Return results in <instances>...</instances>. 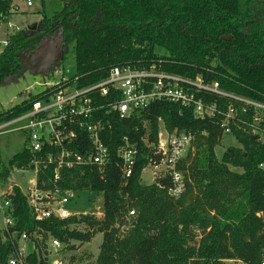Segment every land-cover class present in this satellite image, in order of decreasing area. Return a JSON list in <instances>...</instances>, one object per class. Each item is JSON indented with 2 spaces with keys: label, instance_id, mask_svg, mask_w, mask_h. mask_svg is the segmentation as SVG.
I'll use <instances>...</instances> for the list:
<instances>
[{
  "label": "trees",
  "instance_id": "1",
  "mask_svg": "<svg viewBox=\"0 0 264 264\" xmlns=\"http://www.w3.org/2000/svg\"><path fill=\"white\" fill-rule=\"evenodd\" d=\"M9 9L10 2L0 1V13ZM41 13L39 30L25 28L1 54L0 82L18 75L20 55L33 52L42 38L57 30L62 44L74 42V76L67 84L77 90L106 80L113 68H129L191 81L199 78L204 86L218 84L226 96L191 87L197 98L215 106L214 117L204 120L196 119L190 110L158 102L123 119L105 108L96 111L93 121L102 125L101 139L111 162L102 170L63 168L59 187L102 194V217L36 221L27 197L13 186L5 199L11 204L14 224L7 231L0 229V264H7L22 234L36 243L27 264H49L48 238L75 251L71 243L89 244L97 234L102 241L90 264H261L264 111L245 102L264 106V0H74L49 17ZM158 51L163 54L158 56ZM53 89L0 114V124L27 114L34 101ZM88 97L96 107L120 98L112 89L105 97L99 92ZM229 110L233 117L227 127L236 146L227 147L218 159L215 149L226 136L222 124ZM257 115L260 121H255ZM159 122L168 133L193 137L177 167L185 180V191L178 199L167 195L166 177L149 186L140 183L148 158L153 157L150 147L156 143ZM124 138L138 151L129 178H124L116 156ZM66 148L84 154L89 149L84 133L78 132ZM30 163L31 156L24 149L7 166H0V187L7 186L13 170H31ZM53 170L38 172V189L52 188ZM130 211L134 216L127 225ZM78 225L85 230L72 228ZM123 226L128 228L121 231Z\"/></svg>",
  "mask_w": 264,
  "mask_h": 264
},
{
  "label": "built area",
  "instance_id": "2",
  "mask_svg": "<svg viewBox=\"0 0 264 264\" xmlns=\"http://www.w3.org/2000/svg\"><path fill=\"white\" fill-rule=\"evenodd\" d=\"M0 1L10 2L8 13H0L1 56L8 47L11 38L25 29V26L16 19L18 15H22L18 3L22 2L24 8L28 10L32 8L33 0ZM68 81L69 79L61 78L59 83L48 88L55 87V89L32 103L31 110L27 114L4 123L3 126L0 125L1 131L3 128L24 123L23 126L14 131L27 133V146L24 149L31 156L30 166L35 178L34 187L28 194H23L27 197L36 221L49 219L63 221L78 216V214L68 212L65 208L73 198V192L61 191L59 187L61 169L94 166L102 170L110 164V153L101 139L102 125L98 121H93L96 111L105 108L110 113L116 112L123 119L134 112L144 110L151 103L158 102L190 110L196 119L204 120L214 117L215 106L207 105L202 99L197 98L195 95L197 92L192 91L191 87L226 96L218 90V84L204 86L199 78L191 81L155 71L134 72L129 68H113L106 80L81 90H77L74 85H68ZM110 89L120 98L117 99L116 97V100L114 99L113 102L104 107H96L92 99L88 97L91 92H99L101 96L105 97ZM245 103L253 106L256 110L264 111L262 105ZM232 117L233 111L229 110L226 115V122L222 124L225 135L230 134L227 120ZM257 117L255 121H260L258 115ZM252 129L254 133L259 134L257 127H252ZM78 132L84 133L89 146V149L83 152L84 154L74 153L66 148L74 143L78 137ZM192 139L193 137L190 134L176 131L168 133L163 126L162 129H158L156 143L150 147L153 157L148 158V166L159 171L155 179L160 177L169 179L167 195L174 199H178L185 191V180L177 167L185 158ZM116 156L121 162V171L124 178H129L138 157L137 149L130 146L128 140L124 138ZM49 167L54 168L53 186L48 190H40L36 187V177L41 169L46 170ZM10 191L11 189L7 190L0 187V218L2 230L5 231L14 224L11 217V204L5 199ZM133 216L134 211H130L126 215L127 225H129L130 218ZM127 228L128 226H123L121 231ZM37 239L39 238L36 236L35 240ZM45 246L46 259L49 264H64L59 257L60 252L63 250L61 243L48 238ZM32 252H36V243L30 241L25 234H22L7 264H27V256ZM261 264H264V258Z\"/></svg>",
  "mask_w": 264,
  "mask_h": 264
},
{
  "label": "rangeland",
  "instance_id": "3",
  "mask_svg": "<svg viewBox=\"0 0 264 264\" xmlns=\"http://www.w3.org/2000/svg\"><path fill=\"white\" fill-rule=\"evenodd\" d=\"M74 0H33V6L25 9L22 2H19V8L22 15L16 17L17 21L25 28H35L39 30V23L42 18L41 11L46 16H51L55 12H60L68 8ZM25 13V14H23ZM158 51V56L162 55ZM21 72L0 82V114L10 110L16 105H20L24 100L40 94L59 83L60 79H71L74 76V42L69 41L62 44L60 34L56 30L45 38H42L33 52L27 51L20 55ZM62 74V75H61ZM159 122V126L162 127ZM1 126L4 125L0 124ZM19 123L0 131V166H7L11 158L21 153L27 146L26 132L14 131L23 126ZM159 127V128H160ZM235 147L236 143L229 135L222 138L220 146L215 149V154L219 159L224 150L229 147ZM159 171L147 167L141 174V184L149 185L151 180L155 181V176ZM236 172H238L236 170ZM35 175L31 170H13L5 189L18 187L24 194H28L34 187ZM153 181V182H154ZM104 197L102 194L93 195L86 191L73 192V198L66 205V210L78 215H92L97 218L102 217ZM75 228L79 231L85 230L84 226L78 225ZM0 229L2 221L0 218ZM102 236L97 234L89 244L79 245L71 243L76 247L75 251L63 249L59 257L64 264H90L94 263L98 253ZM74 261H73V260ZM237 264V263H230Z\"/></svg>",
  "mask_w": 264,
  "mask_h": 264
},
{
  "label": "crops",
  "instance_id": "4",
  "mask_svg": "<svg viewBox=\"0 0 264 264\" xmlns=\"http://www.w3.org/2000/svg\"><path fill=\"white\" fill-rule=\"evenodd\" d=\"M162 125V124H161ZM160 127V126H159ZM163 128V125H162V127H160V129H162ZM145 170V169H144ZM143 170V171H144ZM142 174V173H141ZM140 181H141V178H140ZM154 180H153V178H152V180H151V184H149V185H152L154 182H153ZM141 183V182H140ZM145 185V184H144ZM149 185H145V186H149ZM12 188V187H11ZM10 188V189H11ZM5 189V188H4ZM7 189V188H6Z\"/></svg>",
  "mask_w": 264,
  "mask_h": 264
},
{
  "label": "water",
  "instance_id": "5",
  "mask_svg": "<svg viewBox=\"0 0 264 264\" xmlns=\"http://www.w3.org/2000/svg\"><path fill=\"white\" fill-rule=\"evenodd\" d=\"M33 29H35V28H33ZM41 39V37H38L36 40L38 41V40H40Z\"/></svg>",
  "mask_w": 264,
  "mask_h": 264
},
{
  "label": "flooded vegetation",
  "instance_id": "6",
  "mask_svg": "<svg viewBox=\"0 0 264 264\" xmlns=\"http://www.w3.org/2000/svg\"><path fill=\"white\" fill-rule=\"evenodd\" d=\"M27 28H29V27H27ZM33 28H36V27H33ZM33 28H31L32 30H35V29H33Z\"/></svg>",
  "mask_w": 264,
  "mask_h": 264
}]
</instances>
